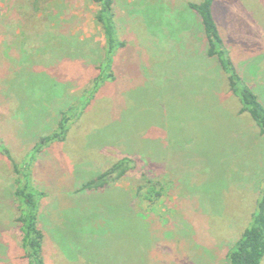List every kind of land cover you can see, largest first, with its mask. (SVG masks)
Masks as SVG:
<instances>
[{
    "label": "rangeland",
    "instance_id": "1",
    "mask_svg": "<svg viewBox=\"0 0 264 264\" xmlns=\"http://www.w3.org/2000/svg\"><path fill=\"white\" fill-rule=\"evenodd\" d=\"M199 1L113 0L106 61L93 0H0V264H29L26 178L44 264H227L264 134L206 55ZM213 12L264 106V0Z\"/></svg>",
    "mask_w": 264,
    "mask_h": 264
},
{
    "label": "trees",
    "instance_id": "2",
    "mask_svg": "<svg viewBox=\"0 0 264 264\" xmlns=\"http://www.w3.org/2000/svg\"><path fill=\"white\" fill-rule=\"evenodd\" d=\"M100 9L96 16L105 37V56L109 61L113 51L122 46L116 34L114 21L113 0H93ZM215 0H200L191 3L190 8L200 17L206 40V55L216 58L219 66L226 74L228 86L239 100L241 112H246L256 124L261 134H264V106L252 90L246 86L239 72L224 51V40L214 16L213 5ZM49 139H46L48 141ZM19 198L27 208L25 211L24 227L22 229V247L29 259V264H44L41 256L42 235L36 227V201L27 178L22 185ZM264 257V188L256 203L255 211L249 226L244 229L227 256V264H261Z\"/></svg>",
    "mask_w": 264,
    "mask_h": 264
}]
</instances>
